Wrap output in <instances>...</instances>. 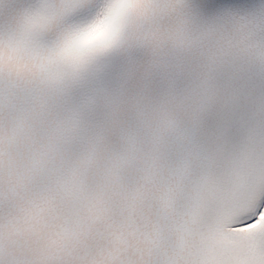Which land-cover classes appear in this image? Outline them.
<instances>
[{"label": "snow or ice", "instance_id": "snow-or-ice-1", "mask_svg": "<svg viewBox=\"0 0 264 264\" xmlns=\"http://www.w3.org/2000/svg\"><path fill=\"white\" fill-rule=\"evenodd\" d=\"M0 264H264V0H0Z\"/></svg>", "mask_w": 264, "mask_h": 264}]
</instances>
